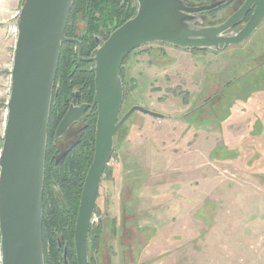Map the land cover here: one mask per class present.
Listing matches in <instances>:
<instances>
[{"label": "rangeland", "instance_id": "rangeland-1", "mask_svg": "<svg viewBox=\"0 0 264 264\" xmlns=\"http://www.w3.org/2000/svg\"><path fill=\"white\" fill-rule=\"evenodd\" d=\"M23 2L8 12L0 0V151L15 45L10 30ZM230 13L197 19L215 25ZM77 25L79 31L85 24ZM97 28L103 38L115 26ZM170 48L149 42L122 62L118 117L132 105L165 117L135 111L114 134L88 263L264 264V18L244 41L221 50ZM72 129L56 144L65 147Z\"/></svg>", "mask_w": 264, "mask_h": 264}, {"label": "water", "instance_id": "water-1", "mask_svg": "<svg viewBox=\"0 0 264 264\" xmlns=\"http://www.w3.org/2000/svg\"><path fill=\"white\" fill-rule=\"evenodd\" d=\"M73 0H24L18 14L17 37L10 72V94L0 151L1 264H44L42 192L48 120L54 74ZM133 17L115 28L87 60L93 61L97 119L94 151L81 189L73 244L76 264H89L87 237L100 181L109 162L113 136L135 111L163 119L141 105H132L120 118L123 88L119 74L124 58L143 44L159 41L182 49L221 50L244 41L264 18V0H245L226 20L200 25L202 11L216 7L192 6L186 0H137ZM253 5L246 23L226 33ZM81 56V48L78 49ZM86 106L70 108L60 120L59 137Z\"/></svg>", "mask_w": 264, "mask_h": 264}, {"label": "trees", "instance_id": "trees-1", "mask_svg": "<svg viewBox=\"0 0 264 264\" xmlns=\"http://www.w3.org/2000/svg\"><path fill=\"white\" fill-rule=\"evenodd\" d=\"M119 4V0H73L65 26V35L69 38L77 37L78 39H84V42H87L84 51L87 55L90 54L95 47L93 36L99 32L97 28L98 22L107 24L113 21L114 14L124 16L120 22L113 25L117 28L134 16L135 11L132 7L126 9L125 12L122 10L120 13ZM80 20L85 25L78 31L77 22ZM73 46L74 43L72 42L66 41L62 43L54 74L55 95L53 94L52 96L48 120L42 192V244L44 264H60L62 261L60 254L63 250L58 249L57 243L55 242L56 235L58 234H62L66 239L68 243L67 252L69 257L73 259V263L76 264L73 234L78 200L94 151L95 128L93 120L87 127V133L81 138L79 144H76L75 148L70 151L64 161L60 162L59 165H55L53 159V156L59 152L53 141L56 138L54 132L62 111L59 109L62 100L61 95L63 97L69 96L72 86L69 82L70 79H74L73 81H77L75 79H80V81L87 80L89 79L87 76L90 74V72L80 69L84 64L77 58V53ZM194 49L202 50L201 48ZM56 77L63 78L62 85L58 83L60 86L58 85L57 87H55L57 85ZM59 94L60 99L55 104V97H58ZM59 196L67 198V206L61 204ZM98 231V229L94 230L95 237ZM95 237L93 240L96 239ZM49 240L51 241L48 242Z\"/></svg>", "mask_w": 264, "mask_h": 264}, {"label": "flooded vegetation", "instance_id": "flooded-vegetation-1", "mask_svg": "<svg viewBox=\"0 0 264 264\" xmlns=\"http://www.w3.org/2000/svg\"><path fill=\"white\" fill-rule=\"evenodd\" d=\"M186 1L189 3H192V6L208 5V4H211L212 2H215V1H217L219 3L216 7L209 9V10H206V11H202L201 13H205V12L208 14L209 13H217L218 11H221L225 8L230 9L231 13L229 15H227L226 17H224L217 24L223 22L229 16H231L233 13H235L245 2V0H198V3H195V1H193V0H190V1L186 0ZM119 2H120V4H119L120 5V13L122 10H123V12H125V10L128 9L129 7H132L136 13L137 6H138L137 0H119ZM252 11H253V5L250 7V9L247 11V13L238 21V23L236 25H234L233 27H231L230 29H228L226 31V33H230L233 30L240 29L242 27V25H244L246 23L250 14L252 13ZM123 17L124 16H121V15L119 16L117 14H114L112 26L116 25L117 22H120L121 19H123ZM78 28H79V26H78ZM104 33H105V35L103 36V38H102V35H103L102 32H99L98 34L93 36L94 45H95L94 49H96L99 45H101L103 43V42L100 43V39L105 40L109 36L108 34H107L108 36L106 35V33H107L106 30L104 31ZM105 36H107V37L104 39ZM76 39H78V38L76 37ZM78 41H80V43H81L80 45L76 42H73V41H67V42L74 43L73 48L76 50L77 58L79 59L80 62H82L84 64V66L81 67L80 69L81 70L83 69L85 71L90 72L89 76H87V77H89V79H87V80L85 79V80H81V81H80V79H75L77 81H73L74 79L69 80V82L72 84L71 91H70V94L68 97H65V96L63 97L61 95L62 100L60 102L59 109L62 111H61V114L59 115L60 118L58 119V124L68 109L77 108V107H80L82 105L86 106V108L82 111L79 118L74 120L72 123H70V125L63 132V133H65L67 130H69V128L73 127L72 132H71V134L73 135L72 140L65 147L61 146L59 144V142L56 144V140L58 141V138L63 135V133H62L59 137L55 138L56 140L53 141L54 144L57 146V149L59 151L55 156H53L55 165H59L60 162L64 161L66 159V156L69 155L70 151H72V149L75 148L76 144L77 145L79 144L81 138L87 133V130H88L87 127H88L89 123L92 122L93 120H94V128H95V123H96V119H97V103L93 102L94 96L96 93L95 83H94L95 74L92 71V67H93L94 63H93V61L87 60L88 58L93 56L94 49H92L90 54L87 55L84 51L85 50L84 48H86V46H87L86 45L87 42H84V39H78ZM79 47L81 48L82 58L78 57ZM119 74H120V69H119ZM56 83H57V85L55 87H57L59 84L62 85L63 78L62 77H56ZM61 88H62V86H61ZM53 94H54V86H53ZM59 97H60V94L58 95V97L57 96L55 97V100H54L55 104L58 103V101L60 99ZM58 124H57V126H58ZM57 126H56V128H57ZM56 128H55V131H56ZM94 134H95V130H94ZM50 161H51V159H50ZM80 194H81V192H80ZM97 195H98V192H97ZM59 198H60L61 204L65 205V206L68 205L67 198H65V197L62 198L61 196H59ZM96 200H97V196H96ZM96 200H95V203H96ZM90 229H91V227H89V231H90ZM88 235H89V232H88ZM50 241L51 240H49L48 242H50ZM55 242L57 243L58 249L63 250L62 253L60 254V258H62V261L60 264H74L73 259L69 257V254L67 252L68 243H67L66 239L64 238V236L62 234L56 235ZM75 262H76V258H75Z\"/></svg>", "mask_w": 264, "mask_h": 264}, {"label": "crops", "instance_id": "crops-1", "mask_svg": "<svg viewBox=\"0 0 264 264\" xmlns=\"http://www.w3.org/2000/svg\"><path fill=\"white\" fill-rule=\"evenodd\" d=\"M8 1V3L6 4V6H7V10H8V12H11L12 10H14V6H17V4L19 3V1L20 0H7ZM17 10V9H16ZM169 45V44H168ZM170 47L172 48V49H178L179 47H176V46H173V45H170ZM171 48H170V51H171ZM181 49V48H180ZM190 49H185V50H181V51H188V52H190L189 51ZM194 51V50H193ZM204 55V54H203ZM199 59H204L203 58V56L200 54V56L198 57Z\"/></svg>", "mask_w": 264, "mask_h": 264}, {"label": "built area", "instance_id": "built-area-1", "mask_svg": "<svg viewBox=\"0 0 264 264\" xmlns=\"http://www.w3.org/2000/svg\"><path fill=\"white\" fill-rule=\"evenodd\" d=\"M10 33H11V35L14 38V41H15L16 40V37H17V33H18L17 24H14L11 27Z\"/></svg>", "mask_w": 264, "mask_h": 264}]
</instances>
